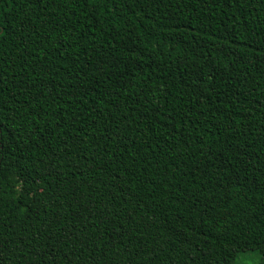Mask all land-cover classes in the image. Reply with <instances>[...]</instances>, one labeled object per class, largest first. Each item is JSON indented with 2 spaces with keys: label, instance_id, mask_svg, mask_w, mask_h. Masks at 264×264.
Masks as SVG:
<instances>
[{
  "label": "trees",
  "instance_id": "trees-1",
  "mask_svg": "<svg viewBox=\"0 0 264 264\" xmlns=\"http://www.w3.org/2000/svg\"><path fill=\"white\" fill-rule=\"evenodd\" d=\"M264 259V0H0V264Z\"/></svg>",
  "mask_w": 264,
  "mask_h": 264
},
{
  "label": "rangeland",
  "instance_id": "rangeland-1",
  "mask_svg": "<svg viewBox=\"0 0 264 264\" xmlns=\"http://www.w3.org/2000/svg\"><path fill=\"white\" fill-rule=\"evenodd\" d=\"M237 264H264V259L258 253L245 252L238 256Z\"/></svg>",
  "mask_w": 264,
  "mask_h": 264
}]
</instances>
